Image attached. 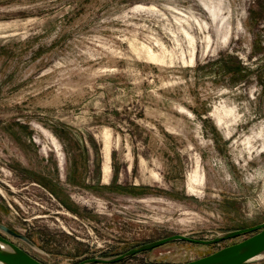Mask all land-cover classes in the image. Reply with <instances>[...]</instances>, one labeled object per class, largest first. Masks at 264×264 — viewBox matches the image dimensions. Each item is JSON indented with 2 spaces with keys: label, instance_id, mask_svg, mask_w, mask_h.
Segmentation results:
<instances>
[{
  "label": "rangeland",
  "instance_id": "rangeland-1",
  "mask_svg": "<svg viewBox=\"0 0 264 264\" xmlns=\"http://www.w3.org/2000/svg\"><path fill=\"white\" fill-rule=\"evenodd\" d=\"M263 220L264 0H0V222L39 250L16 243L77 264Z\"/></svg>",
  "mask_w": 264,
  "mask_h": 264
},
{
  "label": "water",
  "instance_id": "water-1",
  "mask_svg": "<svg viewBox=\"0 0 264 264\" xmlns=\"http://www.w3.org/2000/svg\"><path fill=\"white\" fill-rule=\"evenodd\" d=\"M8 233L19 239L26 241L35 249H38L29 238L9 228L0 222V264H46L36 257H33L24 248L11 241L3 235ZM249 235L243 240L231 245L220 248L200 258L187 262L173 264H249L251 262L264 259V220L256 225L230 230L218 234L214 238H194L185 234H173L148 243L137 245L126 252L111 256H95L86 258L77 264H115L122 262L141 252L150 251L154 248L163 246L168 242L187 241L195 244L214 245L225 240Z\"/></svg>",
  "mask_w": 264,
  "mask_h": 264
},
{
  "label": "flooded vegetation",
  "instance_id": "flooded-vegetation-1",
  "mask_svg": "<svg viewBox=\"0 0 264 264\" xmlns=\"http://www.w3.org/2000/svg\"><path fill=\"white\" fill-rule=\"evenodd\" d=\"M8 226V225H7ZM9 228H11L12 230H15V229H13L12 227H10V226H8ZM16 232H17V230H15ZM19 233V232H18ZM20 234H22V233H20ZM3 235L5 236V237H7L8 239H10L11 241H13V242H15V241H20V243H24V244H26L28 247H31V248H33V249H35L34 247H32L30 244H28L26 241H24V240H22V239H19V238H17V237H15V236H13V235H10V234H8V233H3ZM22 235H24V234H22ZM24 236H26L27 238H29L30 240H31V238L29 237V236H27V235H24ZM31 242H33L34 243V241L33 240H31ZM16 243V242H15ZM19 242H17L16 244H18ZM35 244V243H34ZM19 246H21L20 244H18ZM36 245V244H35ZM22 248H23V246H21ZM39 248V247H38ZM25 249V248H24ZM26 250V249H25ZM36 250V249H35ZM26 251H28V250H26ZM37 251H38V249H37ZM29 252V251H28ZM30 253V252H29ZM31 254V253H30ZM33 257H35V256H33ZM37 258V257H36ZM38 259V258H37ZM41 261V260H40Z\"/></svg>",
  "mask_w": 264,
  "mask_h": 264
},
{
  "label": "bare ground",
  "instance_id": "bare-ground-1",
  "mask_svg": "<svg viewBox=\"0 0 264 264\" xmlns=\"http://www.w3.org/2000/svg\"><path fill=\"white\" fill-rule=\"evenodd\" d=\"M109 153L106 154V164H105V167H104V173L105 175H108V173L110 172V167H109Z\"/></svg>",
  "mask_w": 264,
  "mask_h": 264
}]
</instances>
